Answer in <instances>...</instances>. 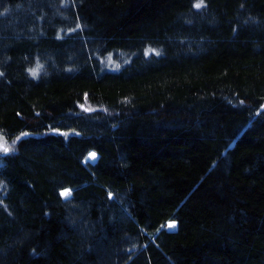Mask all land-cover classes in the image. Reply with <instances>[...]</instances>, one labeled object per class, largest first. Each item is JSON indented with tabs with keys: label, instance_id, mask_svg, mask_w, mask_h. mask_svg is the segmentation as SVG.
I'll return each instance as SVG.
<instances>
[{
	"label": "trees",
	"instance_id": "trees-1",
	"mask_svg": "<svg viewBox=\"0 0 264 264\" xmlns=\"http://www.w3.org/2000/svg\"><path fill=\"white\" fill-rule=\"evenodd\" d=\"M0 139V264H264V0H0Z\"/></svg>",
	"mask_w": 264,
	"mask_h": 264
},
{
	"label": "rangeland",
	"instance_id": "rangeland-1",
	"mask_svg": "<svg viewBox=\"0 0 264 264\" xmlns=\"http://www.w3.org/2000/svg\"><path fill=\"white\" fill-rule=\"evenodd\" d=\"M11 146V144H7L4 143L1 139H0V152L5 151L4 149H9V147ZM173 225V224H170Z\"/></svg>",
	"mask_w": 264,
	"mask_h": 264
},
{
	"label": "snow or ice",
	"instance_id": "snow-or-ice-1",
	"mask_svg": "<svg viewBox=\"0 0 264 264\" xmlns=\"http://www.w3.org/2000/svg\"><path fill=\"white\" fill-rule=\"evenodd\" d=\"M197 6L199 7V5H197ZM4 150H5V151H7V149H6V148H5Z\"/></svg>",
	"mask_w": 264,
	"mask_h": 264
}]
</instances>
